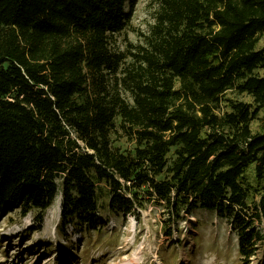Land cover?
<instances>
[{
  "label": "trees",
  "instance_id": "trees-1",
  "mask_svg": "<svg viewBox=\"0 0 264 264\" xmlns=\"http://www.w3.org/2000/svg\"><path fill=\"white\" fill-rule=\"evenodd\" d=\"M155 1L125 64L134 0H0V216L34 210L40 229L59 195L60 230H97L104 184L110 212L150 203L167 235L195 211L224 218L248 264L264 240V0Z\"/></svg>",
  "mask_w": 264,
  "mask_h": 264
},
{
  "label": "rangeland",
  "instance_id": "rangeland-1",
  "mask_svg": "<svg viewBox=\"0 0 264 264\" xmlns=\"http://www.w3.org/2000/svg\"><path fill=\"white\" fill-rule=\"evenodd\" d=\"M126 9L128 6L125 7ZM155 0H134L128 25L116 36V46L130 59L129 52L145 46L155 21ZM264 46V34L257 48ZM264 77V65L255 70ZM231 97L250 102L246 94ZM261 110L251 121L258 131ZM258 117V118H257ZM113 145L124 150L132 147L123 137L113 138ZM246 175L254 182L252 167ZM98 218L100 228L73 233L67 226L59 228L60 196L46 209L40 229H36L35 211L26 215L18 209L0 216V264H245L237 252V235L231 224L214 213L195 211L171 225V234L164 232L165 214L150 203L135 212H110L107 190L99 188ZM256 229L263 230L257 223ZM264 262V240L257 243L248 264Z\"/></svg>",
  "mask_w": 264,
  "mask_h": 264
},
{
  "label": "bare ground",
  "instance_id": "bare-ground-1",
  "mask_svg": "<svg viewBox=\"0 0 264 264\" xmlns=\"http://www.w3.org/2000/svg\"><path fill=\"white\" fill-rule=\"evenodd\" d=\"M59 211V210H58Z\"/></svg>",
  "mask_w": 264,
  "mask_h": 264
}]
</instances>
